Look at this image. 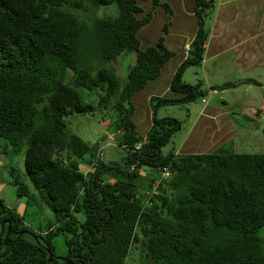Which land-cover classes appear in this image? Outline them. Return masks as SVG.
Masks as SVG:
<instances>
[{
  "label": "trees",
  "instance_id": "1",
  "mask_svg": "<svg viewBox=\"0 0 264 264\" xmlns=\"http://www.w3.org/2000/svg\"><path fill=\"white\" fill-rule=\"evenodd\" d=\"M140 1L146 0H0V139L14 152L25 149V172L10 170L17 195L27 206L35 203L30 182L54 212L52 222L34 231L0 196V231L5 222L0 264H127L136 247L143 264H264L258 235L264 226V152L221 146L212 152L163 153L182 121L156 113L146 136L136 129L133 94L158 78L175 54L163 35L157 45L141 47L139 30L156 6L170 17L173 10L168 2L153 0L148 15L140 18ZM107 4H116L118 15L92 24L71 10ZM195 7L198 35L172 80V90L184 95L152 97L155 112L207 94L201 83L182 78L187 66L201 64L211 33L214 0H195ZM126 51L136 60L123 80L108 65ZM230 86L225 82L211 89ZM83 90L89 96L97 91V100L85 101ZM83 112H113L125 150L121 160L106 162L98 145L69 129L70 117ZM87 154L91 157L85 160ZM83 160L91 170L81 169ZM143 166L170 175L153 179L140 193L134 179ZM9 222L8 241L29 229L41 245L29 234L6 244ZM60 234L67 249L58 255ZM44 246L53 252L52 262Z\"/></svg>",
  "mask_w": 264,
  "mask_h": 264
},
{
  "label": "rangeland",
  "instance_id": "2",
  "mask_svg": "<svg viewBox=\"0 0 264 264\" xmlns=\"http://www.w3.org/2000/svg\"><path fill=\"white\" fill-rule=\"evenodd\" d=\"M228 1L229 0H214V11L215 8L216 10L219 8V5L221 6L222 2L224 4ZM160 2L164 1L160 0ZM144 8L147 7L144 6ZM71 10L79 18L86 20L88 24H92L97 18H110L118 15V7L116 4L101 5L89 11L79 8H73ZM158 20H162L161 15ZM161 30L162 25L160 26V31ZM230 57L231 53H226L220 58L210 59L205 67H200L199 69L191 66L186 67L182 76L183 80L189 84L201 83V88L206 90L207 94L186 103H168L157 109L158 118L172 116L182 121V129L177 131L171 141L163 147V153L178 151L180 149L182 144L188 139L195 125L199 122L201 110L207 105H217L228 109L229 117L234 120L236 127L239 129L238 134L232 140L222 143L214 150H218V148L223 146L225 151L230 152H264V66L239 69L237 65L231 61ZM135 60V53L126 51L118 57L117 62L108 66H115L119 76L125 80ZM244 79H252V81H241ZM225 82H232V86L221 88L222 90H220L218 94L212 93V85L220 87ZM151 90L156 91L154 89ZM162 91L163 88L158 90V92H154V95L159 96ZM83 94L87 102L93 99L96 101L98 98L97 91H94V93L89 96L88 91L83 90ZM141 94H144V92ZM163 97L170 99V96ZM222 97L226 99V102L222 100ZM203 99H205V101L207 100V102ZM143 102L144 96L139 95L137 101L134 103L135 108L138 109V107L141 106L142 111H147V106L143 104ZM258 109L262 110L258 115H252L250 112L251 110L256 111ZM114 118L113 112L110 114L101 112L76 113L70 117L69 129L79 134L90 144H96L98 148L104 150L102 157L106 162L118 161L124 157L125 150L119 145V135L113 124ZM134 122L137 131L143 133L145 131V126L140 121L138 122V120L137 123L136 121ZM25 155V149L20 152H14L11 145L8 144L6 140L0 139V179L5 183L4 187L2 189L0 188V196L6 203L12 205L20 211V213L25 215L26 222L30 228L34 231H39L54 220V212L38 195L36 188L30 182L29 186L32 190L36 191L38 196L37 201L27 206L25 197H19L17 195L16 186L12 183L13 177L10 174V170L11 168H15L19 173H24ZM90 157L91 154H87L85 160ZM85 160H83L80 165L83 171H85L89 165ZM163 177H165L164 173L160 169L143 166L139 171V176L134 179V182L138 184L139 192L145 193L153 179L160 180ZM156 189L157 188H155L154 191ZM22 200L25 201L24 203L26 205L20 204ZM258 235L262 240L264 248V226L259 230ZM55 242L57 245V254L61 255L67 249L64 236L62 234L56 236ZM143 263L144 255L141 252V247L133 248L128 257L127 264Z\"/></svg>",
  "mask_w": 264,
  "mask_h": 264
},
{
  "label": "crops",
  "instance_id": "3",
  "mask_svg": "<svg viewBox=\"0 0 264 264\" xmlns=\"http://www.w3.org/2000/svg\"><path fill=\"white\" fill-rule=\"evenodd\" d=\"M171 5L173 13L170 17L169 12L158 5L154 10L149 22L144 24L138 33L141 47L146 49L151 45H157L160 37H165V46L174 51L175 54L163 66L161 75L150 80L147 85L135 92L132 101L135 103L139 95L144 96L147 111H142L141 106L135 108L132 115L133 119L140 121L145 127L144 132L139 133L146 136L153 124L155 113L151 103V98L159 95L170 96V98L183 97V93L172 90V80L180 66L187 58L189 48L195 37L198 35L200 27L199 13L195 7V0H161ZM264 0H229L222 2L221 6L214 11L210 20L211 33L206 43L204 58L200 65H190L191 67H205L210 59H217L226 53H231V61L239 69H249L251 67L264 66ZM143 11L138 13L142 18L148 15L152 8L153 0L140 1ZM146 6L147 8H144ZM162 20L159 21V16ZM170 21L168 31L163 32L165 23ZM162 30L160 31V26ZM251 79L241 80L250 82ZM215 86V85H212ZM211 86V88H212ZM154 89L156 91H153ZM216 90V91H215ZM220 89H212L213 94L220 93ZM144 94H141L143 93ZM168 92V93H167ZM167 93V94H166ZM165 94V95H164ZM226 102V99L222 97ZM207 102V100L205 101ZM135 105V104H134ZM142 105V102H141ZM191 111V110H190ZM261 109L251 110L252 115L261 113ZM228 109L217 105H207L201 110L199 122L195 125L188 139L182 144L176 153H201L212 152L222 143L232 140L239 129L234 120L229 117ZM197 122V121H196ZM137 128V127H136ZM88 165L85 171L91 170ZM4 181L0 179V188L4 187ZM26 199V198H25ZM22 200L21 205H26ZM27 203V201H26ZM8 206L13 207L12 205ZM16 209V208H15ZM20 212V211H19Z\"/></svg>",
  "mask_w": 264,
  "mask_h": 264
},
{
  "label": "water",
  "instance_id": "4",
  "mask_svg": "<svg viewBox=\"0 0 264 264\" xmlns=\"http://www.w3.org/2000/svg\"><path fill=\"white\" fill-rule=\"evenodd\" d=\"M10 230H11V223L9 222V226H8V228H7V232H6L5 236H4V241H5V243L8 244V245L13 244L16 240H18V239H19L20 237H22L24 234H29L30 236H32V237L37 241L38 244L41 245V242H40L38 236H37L33 231H31V230H29V229L21 231V232L18 234V236H17L14 240H12V241H8V238H9V235H10ZM4 233H5V222L2 223L1 231H0V237H2ZM44 248H45V249L48 251V253H49L48 261H49V262H52L53 252L51 251V249H50L48 246H44ZM59 264H76V263H73V262H71L70 260H66V261H64V262H62V263H59Z\"/></svg>",
  "mask_w": 264,
  "mask_h": 264
},
{
  "label": "built area",
  "instance_id": "5",
  "mask_svg": "<svg viewBox=\"0 0 264 264\" xmlns=\"http://www.w3.org/2000/svg\"><path fill=\"white\" fill-rule=\"evenodd\" d=\"M215 91H216V90H215ZM203 100L205 101V99H203ZM136 146H137V148H140V147L142 146V142L137 143ZM99 151H100V156L102 157L103 154H104V150H102V149L100 148ZM163 173H164L165 176H169V175H170V172H169L168 170H166V171L163 172ZM156 183H158V182H156Z\"/></svg>",
  "mask_w": 264,
  "mask_h": 264
}]
</instances>
